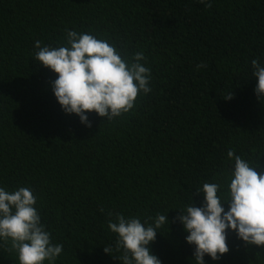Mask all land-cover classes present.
I'll use <instances>...</instances> for the list:
<instances>
[{
	"label": "trees",
	"instance_id": "obj_1",
	"mask_svg": "<svg viewBox=\"0 0 264 264\" xmlns=\"http://www.w3.org/2000/svg\"><path fill=\"white\" fill-rule=\"evenodd\" d=\"M209 2L0 0V187L30 188L51 243L63 245L43 264H123L108 228L116 214L153 225L167 215L151 254L195 264L182 211L205 206L204 183L221 185L227 201L229 150L264 174V96L252 66H264V0ZM66 30L107 40L129 62L143 52L151 91L111 121L85 113L90 128L66 114L57 74L35 58L36 41L66 46ZM226 236L229 252L204 264H264V247ZM10 244L0 238V264H19Z\"/></svg>",
	"mask_w": 264,
	"mask_h": 264
},
{
	"label": "clouds",
	"instance_id": "obj_2",
	"mask_svg": "<svg viewBox=\"0 0 264 264\" xmlns=\"http://www.w3.org/2000/svg\"><path fill=\"white\" fill-rule=\"evenodd\" d=\"M199 2L206 8L212 7L209 0ZM66 42V46L50 48L36 41L35 58L57 74L52 87L63 111L79 116L87 127L92 125L85 113L95 112L111 121L129 113L141 92L151 91V70L142 63L146 61L143 52L134 54L129 62L107 40L76 31L66 30ZM252 66L258 80L255 94L259 99L264 96V66L258 59L252 60ZM206 67L201 63L197 70ZM232 98L230 93L224 99ZM227 156L234 159L227 201L222 203L217 195L221 185L204 183L205 206L191 204L178 217L188 233L186 242L195 245V264H204L205 255L216 261L229 252L226 236L229 229L246 245L264 247V174L256 171L257 164L250 166L240 156H234V150H229ZM225 203L229 206L227 212ZM35 204L36 198L28 187L11 192L0 187V238L10 240V250L18 253L19 264L55 261L63 250V245L51 243L50 233L41 224ZM166 216L157 214L153 225L116 214L115 222L109 220L108 228L118 237L115 251H123L115 258L123 264H161L151 254L149 245L155 241L157 229L169 224ZM112 251L111 247H104L106 254Z\"/></svg>",
	"mask_w": 264,
	"mask_h": 264
}]
</instances>
